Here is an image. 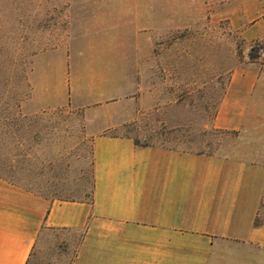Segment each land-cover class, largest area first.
Listing matches in <instances>:
<instances>
[{"label": "rangeland", "instance_id": "374dc122", "mask_svg": "<svg viewBox=\"0 0 264 264\" xmlns=\"http://www.w3.org/2000/svg\"><path fill=\"white\" fill-rule=\"evenodd\" d=\"M244 1L0 0V175L90 201L92 133L112 118L109 133L140 145L232 153L239 131L213 120L232 72L264 58V39L244 35ZM81 237L45 228L28 264H72Z\"/></svg>", "mask_w": 264, "mask_h": 264}, {"label": "crops", "instance_id": "0c3cea01", "mask_svg": "<svg viewBox=\"0 0 264 264\" xmlns=\"http://www.w3.org/2000/svg\"><path fill=\"white\" fill-rule=\"evenodd\" d=\"M242 6L246 39H264V0ZM119 125L92 133L90 201L0 175V264H27L50 227L82 233L72 264H235L243 246L264 249V58L232 72L213 120L239 131L232 153L140 145L109 133Z\"/></svg>", "mask_w": 264, "mask_h": 264}, {"label": "trees", "instance_id": "16d2710c", "mask_svg": "<svg viewBox=\"0 0 264 264\" xmlns=\"http://www.w3.org/2000/svg\"><path fill=\"white\" fill-rule=\"evenodd\" d=\"M252 57H254L253 55H252ZM28 264V263H27Z\"/></svg>", "mask_w": 264, "mask_h": 264}]
</instances>
